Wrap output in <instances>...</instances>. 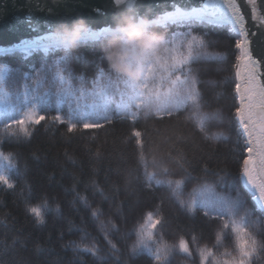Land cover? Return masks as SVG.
Returning a JSON list of instances; mask_svg holds the SVG:
<instances>
[{"label":"trees","instance_id":"16d2710c","mask_svg":"<svg viewBox=\"0 0 264 264\" xmlns=\"http://www.w3.org/2000/svg\"><path fill=\"white\" fill-rule=\"evenodd\" d=\"M155 31L160 38L191 31L204 37L207 52L224 55L223 60L200 59L190 65L200 93V110L218 112L219 117L201 132L190 118L193 108L188 105L171 117L142 112L135 123L113 117L103 127L69 132L66 123L52 120L54 110L41 112L46 118L29 126L30 136L5 138L0 146V151L12 154L16 165L9 172L14 187L0 185V264H153L147 253L133 255L131 251L135 229L147 212L161 220L155 230L159 246L178 245L181 236L189 242L192 257L175 247L169 254L170 264H199L197 248H213L217 256L232 251L231 236L221 246L213 247L218 221L205 217L202 210L188 212L167 185L147 186L139 160L141 151L149 162V171L154 170L151 160L156 156L158 160L163 158L164 166L175 176L188 174L182 197L185 200L193 187L204 183L219 195H239L253 212L250 219L258 221L251 231L258 240H264V214L255 210L250 194L236 180L243 144L234 118L237 37L226 25L214 23L190 27L169 24ZM108 43L102 38L95 43L76 44L68 53L57 50L47 55L42 51L29 55L12 51L0 54V66L11 70L9 90L22 91V74L34 77L45 63L68 55V63L62 67L74 77L83 76L84 87L91 88L97 67H109ZM48 76L45 88L51 87V74ZM73 85L79 87L80 81L74 79ZM66 113L65 108L61 115ZM134 130L141 132V145ZM215 134L220 138H214ZM77 194L87 197V206ZM45 203L43 220L39 221L29 208ZM94 208L102 209L99 219L91 216ZM105 233L115 249L105 240ZM71 242L81 247L95 244L99 251L92 255ZM253 264H264V253L254 257Z\"/></svg>","mask_w":264,"mask_h":264},{"label":"snow or ice","instance_id":"6c2138e0","mask_svg":"<svg viewBox=\"0 0 264 264\" xmlns=\"http://www.w3.org/2000/svg\"><path fill=\"white\" fill-rule=\"evenodd\" d=\"M113 3L120 11L113 22L99 31H93L91 27L81 30L80 25H75V28L70 24L61 25L49 30L46 35L23 41L18 46L25 55L38 51L47 55L57 50L68 53L74 46V40L76 45L107 39L109 67H97L91 88L84 87L83 76L74 77L71 71L62 67L67 65L68 55L50 64L45 63L34 77L29 73L22 74V91L9 90L8 83L13 78L11 70L0 66V146L5 138L30 136L29 126L40 124L46 118L40 113L53 110L56 115L52 120L66 123L68 131L72 132L78 128L103 127V124L111 123L113 117L135 123L142 112L159 118L171 117L191 105L193 113L190 118L201 132H206L207 125L217 119L219 113L200 110V93L196 80L191 76L190 65L200 59L223 60L225 57L207 52L204 37L191 31L160 38L155 29L169 24L189 27L195 23L223 24L237 37L234 47L238 54L233 64L237 103L234 118L238 124L237 134L243 144L240 173L236 180L250 194L255 210L264 214V51L259 53V57L253 55L250 35L255 36L256 33L251 32L249 27L250 19L264 28V0H246L250 8L248 13L242 11L241 0H204L199 8L184 10L173 6L174 11H166L153 18H145L136 10L137 0H113ZM95 11L102 12L101 9ZM76 32L80 33L78 39L75 38ZM121 68L127 71H121ZM49 73L51 87L45 88ZM74 79L80 81L79 87L73 85ZM65 108L66 116L61 115ZM133 135L137 138V144L141 145V132L134 130ZM214 138H220L219 134H215ZM139 160L144 166L148 187L167 185L180 206L188 212L202 210L205 217L219 222L213 247L221 246L228 236L234 239L233 250L225 251L220 256L215 254L213 248H197L199 264H253L254 257L264 253V240H258L251 231L258 221L250 219L253 212L245 207L246 201L239 195L235 198L219 195L204 183L193 187L185 200L182 197L190 178L186 172L182 176H175L164 166L163 158L158 160L156 156L151 160L154 170L149 171V162L142 151ZM15 167L12 154L0 151V185L14 187L9 172ZM77 198L88 205L86 196L77 194ZM46 207V203L36 205L30 207L29 211L42 221V209ZM242 209L244 214L240 215ZM101 215L102 209H91L94 219H99ZM160 223L161 220L154 218L152 212L145 214L143 222L135 229L132 254L147 253L153 264H170L169 254L178 247L180 252L192 257L189 242L182 236L178 245L159 246L155 230ZM112 227L116 226L113 224ZM195 239L193 236V243ZM105 240L112 249L116 248L107 233ZM71 243L78 250L92 255L99 251L95 244L81 247L75 242Z\"/></svg>","mask_w":264,"mask_h":264},{"label":"water","instance_id":"95a60500","mask_svg":"<svg viewBox=\"0 0 264 264\" xmlns=\"http://www.w3.org/2000/svg\"><path fill=\"white\" fill-rule=\"evenodd\" d=\"M204 0H137L136 10L145 18H153L164 12L174 11V7L184 10L199 8ZM259 2V0H258ZM242 11L250 12L246 0H241ZM95 9H101L98 13ZM120 11L113 0H0V54L21 51L23 41L48 34L61 25L84 26L99 31L114 21ZM253 55L259 57L264 51V28L249 19Z\"/></svg>","mask_w":264,"mask_h":264},{"label":"clouds","instance_id":"9594fccd","mask_svg":"<svg viewBox=\"0 0 264 264\" xmlns=\"http://www.w3.org/2000/svg\"><path fill=\"white\" fill-rule=\"evenodd\" d=\"M77 25H80L81 26V30H84V28L86 27V26H84L83 22H80ZM74 28H75V26H74ZM79 35H80V33L79 32H76L75 38L78 39L79 38ZM73 45H75V40L73 41ZM120 70L121 71H127L126 68H121Z\"/></svg>","mask_w":264,"mask_h":264}]
</instances>
